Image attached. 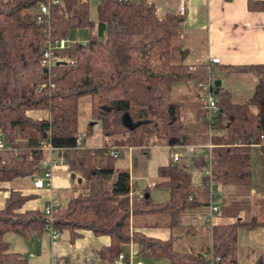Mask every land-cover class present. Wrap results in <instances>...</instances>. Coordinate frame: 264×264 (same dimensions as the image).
<instances>
[{
	"label": "trees",
	"instance_id": "1",
	"mask_svg": "<svg viewBox=\"0 0 264 264\" xmlns=\"http://www.w3.org/2000/svg\"><path fill=\"white\" fill-rule=\"evenodd\" d=\"M40 1H49L52 36L88 29L85 41L54 52L61 58L50 68L41 62L46 34L32 14L23 12ZM90 1L0 0V180L40 174L48 143L58 149L72 179L81 178L74 185L78 193L56 207L51 218L44 208L21 210L28 195L10 189L0 208V264H30L25 254L9 250L7 231L30 239L47 224L57 230L87 228L108 234L110 244L101 253L109 258L121 244L134 241L140 255L165 258L169 264H205L212 254L219 256L213 264H264L263 255L252 263L238 259V229L264 226L258 214L239 217L238 201L224 207L231 221L211 225V244L204 250H179L173 237L131 230L132 215L141 211L166 213L169 226H175L183 209L199 203L198 191L209 192L207 175L199 190L183 164L170 162L157 169L163 178L158 184L169 189L168 199L155 202L145 192L130 195L129 170L115 165L122 147L147 151L149 145L208 142L200 91L190 102L193 119L185 121V105L172 98L171 90L180 81L209 78V64L185 60L188 50L181 34L186 10H169L160 18L146 0H98L94 20ZM231 71L252 72L257 80L243 102H234L227 89L214 84L220 114L212 128L209 160L215 182L248 187L251 146L258 144L264 153V63L236 65L225 73ZM85 95L92 120L108 139L99 147L78 142L79 102ZM35 109L48 115L34 117L29 112ZM112 146L119 147L118 156L109 154ZM201 160L205 168L208 159Z\"/></svg>",
	"mask_w": 264,
	"mask_h": 264
},
{
	"label": "crops",
	"instance_id": "2",
	"mask_svg": "<svg viewBox=\"0 0 264 264\" xmlns=\"http://www.w3.org/2000/svg\"><path fill=\"white\" fill-rule=\"evenodd\" d=\"M180 1L146 0V2L154 5L156 14L160 18H163L169 10L176 11ZM183 1L185 2L186 13L183 22L184 32L181 37L187 43V50L189 49L187 54L197 44H201L203 47L199 58L196 61H191V63L209 61L211 57H218L220 62L211 64V69L217 72L216 79H220V85L223 89L229 91L234 102L245 101L254 90L257 76L247 71L225 73V70L236 65L264 63V0ZM244 89L248 90L246 94H242ZM81 100L85 102L84 113L91 117L89 96H82L80 102ZM87 105H89V109H87ZM29 113L38 118L48 115L44 109L31 110ZM103 144L102 141V144L98 146L85 145V147H99ZM188 144L203 147V143ZM154 146L159 145H149L147 151H142L139 146L122 148H127L133 157L134 149L148 153ZM165 146L169 147L168 145ZM122 148L120 153H122ZM171 148L169 147L170 150ZM202 158L203 155L201 154L193 157V165L198 171L200 181L196 180L198 177L193 179L191 170L183 164L191 172L192 180L199 190L203 188L204 168L200 167ZM170 162L161 163L160 165ZM129 174L130 195L142 192L141 188H135L131 184V172ZM33 178L32 176L17 178L16 180H19L17 185L14 183L15 181L0 180V208L3 207L5 198L12 188L19 189L23 194L28 195L21 210L42 209L50 196H56L61 204L78 193V188L74 185L81 181V178L75 181L72 179L68 166L64 162L57 163L54 166L50 190L34 187ZM162 179L158 175L157 180H151L143 189V193L145 192L155 202L164 201L170 196L168 187L158 184ZM150 186L167 188L165 189V196H162L163 198L152 196ZM252 189L251 183L248 187H241L222 185L216 182V196L220 191L222 197L217 203L215 202L219 205V210L213 216L212 223H207L202 218L209 211V193L205 195L198 191L199 203L183 209L179 213L177 225L169 226V217L166 213L141 211L132 215L133 225L131 230H139L148 236L160 239L173 237V244L176 249H179L176 247L177 245L182 244L189 247V249L179 250H204L211 244V225L233 219L230 214H226L224 211V207L232 201L240 203L239 217L258 214L260 218H264V190L253 191ZM215 197L212 202H214ZM58 232L59 236L53 238L50 228L45 226L40 234L32 237V250L29 249V239L13 231H7L4 238L8 242L9 250L25 254L30 264H134L136 261L145 262L146 264H169V261L165 258L140 255L134 241L120 245L118 254H123V258L121 262L113 263V258L118 254L113 258H109L101 253L102 248L110 244L111 238L108 234H96L87 228H75L74 230L62 228ZM184 238H187L186 243L182 242ZM259 255L264 256V226H241L238 229L239 261L252 263Z\"/></svg>",
	"mask_w": 264,
	"mask_h": 264
},
{
	"label": "rangeland",
	"instance_id": "3",
	"mask_svg": "<svg viewBox=\"0 0 264 264\" xmlns=\"http://www.w3.org/2000/svg\"><path fill=\"white\" fill-rule=\"evenodd\" d=\"M97 2L98 0L90 1V17L94 20L97 19ZM87 33L88 29L82 27L74 29L69 37L73 42H83L86 40ZM184 45L187 46L186 41H184ZM202 50V45L197 44V46L192 47L190 53H186L187 55L185 60L187 62L196 61L199 58ZM216 75L217 72L212 69V76L214 79H216ZM197 91L199 90L196 86V81L194 80H189L187 82L180 81L177 84L174 83L172 85V98L175 100L181 99L182 104L185 105L183 107L185 121L188 119H193V110L191 109L190 102L197 100ZM247 92L248 90L244 89L242 94H246ZM84 108L85 102L84 100H81L79 103L78 133L83 134V136L81 138L80 145L83 147L85 145L98 146L102 144V141H108V139L102 135L99 122L92 120L88 114L84 113ZM87 109H89V105H87ZM175 150L178 151L180 148ZM200 154L205 158H208L209 148L205 145V143L203 144V147L194 146L192 153H185L180 160L176 161L180 165L185 164L188 166L193 174V179L198 177L196 179L197 181H200V176L193 165V157H196ZM170 161H172V158L169 147L165 145H159L152 147L148 153L141 152L139 149H134L133 157L127 148H122L121 155L115 158V165L116 167L127 168L129 172H131V184H133L135 188H141L143 192L144 187H146L151 180H157L158 166L161 163H167ZM251 170L252 190H264V153L261 152L259 145L257 144H254L251 147ZM16 179L17 178L11 181H15L14 183L17 185L19 180ZM165 189L167 188H157V186H150L152 196H161V198H163L162 196H165ZM221 197V192L218 191V195L215 197L214 203H217ZM186 239L187 238H184L182 242L186 243ZM176 247L179 249H189L188 245L186 244L177 245Z\"/></svg>",
	"mask_w": 264,
	"mask_h": 264
},
{
	"label": "built area",
	"instance_id": "4",
	"mask_svg": "<svg viewBox=\"0 0 264 264\" xmlns=\"http://www.w3.org/2000/svg\"><path fill=\"white\" fill-rule=\"evenodd\" d=\"M53 3L59 2V0H52ZM186 10L185 2L181 0L177 6L179 13H184ZM23 12L30 13L34 16L37 23L41 25L42 31L46 34V37L43 41V56L41 62L46 65L48 68L59 58L54 54L55 51L60 49L69 48L75 45L77 42H73L69 36H52V28L49 24V1H40L36 6L26 7L23 9ZM69 61L74 63V59L70 58ZM220 62L218 57H211L208 61L210 77L205 80L196 81V86L200 91V95L204 102L205 118L208 124V142L205 144L208 146L209 150L212 147L211 136L213 133V125L216 123L217 116L220 114V107L217 102L216 94L213 90L214 78L212 76V67L211 64H216ZM83 134L78 133V142L81 141ZM3 146L2 140L0 138V147ZM180 150H175L179 149ZM194 145L185 144V145H175L171 148V158L173 162L180 160L185 153H192ZM58 149L51 144L44 145L45 154L41 159L42 171L40 174L36 175L33 178V186L40 189L50 190L52 187V174L53 168L57 163L63 162V157L58 153ZM120 152L119 147L112 146L109 149V154L112 156H118ZM208 164L204 168V174L208 176L206 182L209 187V200L210 206L209 211L202 218L207 223H212L214 214L219 210V205L212 202L213 198L216 196L215 190V180L213 179L211 163H210V151L208 155ZM138 195H142V192H138ZM60 205V202L57 200L56 196H50L47 202L44 205V211L51 218L52 211ZM47 227L50 228L52 237L57 238L59 232L51 224H47ZM32 254V253H31ZM209 260L205 264H213L215 260L219 259V256H214L213 254L209 256ZM123 254H118L113 258V263L121 262ZM134 264H146L145 262L136 261Z\"/></svg>",
	"mask_w": 264,
	"mask_h": 264
},
{
	"label": "water",
	"instance_id": "5",
	"mask_svg": "<svg viewBox=\"0 0 264 264\" xmlns=\"http://www.w3.org/2000/svg\"><path fill=\"white\" fill-rule=\"evenodd\" d=\"M185 54H186V51L183 52V55H185ZM214 84H215V85H220V79H218V78L215 79V80H214ZM32 240H33L32 237L28 240V245H29V249H30V250H32V244H31V243H32Z\"/></svg>",
	"mask_w": 264,
	"mask_h": 264
}]
</instances>
